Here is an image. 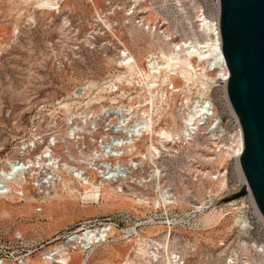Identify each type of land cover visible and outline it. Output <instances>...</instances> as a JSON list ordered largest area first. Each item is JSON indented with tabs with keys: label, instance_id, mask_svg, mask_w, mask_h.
Masks as SVG:
<instances>
[{
	"label": "rangeland",
	"instance_id": "1",
	"mask_svg": "<svg viewBox=\"0 0 264 264\" xmlns=\"http://www.w3.org/2000/svg\"><path fill=\"white\" fill-rule=\"evenodd\" d=\"M46 1L50 9H39L36 0H0V161L16 155V143L30 135L34 115L39 123L44 116L63 121L75 109L105 106L120 109L135 104V98L131 99L134 95L143 99V88L136 86L139 74L119 65V51L126 47L137 54L138 67L145 71L148 68L144 57L151 52L159 54V30L179 42L193 37L204 40L205 35L197 28V16L204 13L210 19L218 17L216 0H138L131 15L126 12L131 10L134 0ZM146 9L151 14L145 12ZM141 23L156 29L153 32L146 30L144 25H139ZM213 65L215 63L207 68L211 77L215 73L211 70ZM121 74L126 76L119 81L117 77ZM162 76L159 78L163 87L158 95L165 96V104L159 126L168 128L174 122L180 130L184 125V101L190 93H199L203 89L199 83L203 78L198 76L196 82L192 80L187 85L180 71L175 75L168 72L164 81ZM108 78L115 81L118 90L109 92L107 87L99 85ZM87 82L95 84V92L86 98L77 97L76 87ZM171 82L177 92L169 90ZM211 95L214 96V92ZM42 127H45L43 123ZM197 139L207 140L206 135L193 140ZM230 140L231 137H226L224 141ZM191 143L192 140L187 141L181 136L180 142L170 146V156L165 163L159 165L164 168L166 184L183 198L177 204L154 206L152 202L157 195L153 191L145 192L150 197L149 204L135 202L138 196L131 195L127 186H123V191H117L127 201L115 205L90 204L79 193L67 190L55 189L49 196H39L31 183L23 195L15 194V200L20 199L18 202L0 200V261L3 264H59L55 262L54 254L59 247L72 253L77 245L73 242L77 235L75 231L81 221L121 214L131 220H123L115 228L109 238L111 242L105 248L97 247L90 254L88 264H121L126 260V264L146 260L161 264L164 257L152 260L144 252H136L135 248L141 244L144 250L146 237L160 240L158 233L167 232L170 226L168 251H176L181 259L185 258L184 264H226L229 257H235L239 264H264V247L253 245L264 242V222L257 212L249 213L246 201L245 204L218 203L223 188L214 185V181L226 178L230 190L221 194L230 196L231 184L241 177L236 160L230 161L226 157L222 165L216 164V143L208 139L207 146L199 150ZM138 145L141 149L146 148L144 140ZM36 153L39 149L31 156ZM133 156L137 157V153ZM220 172H224L222 177ZM215 175H219L217 179L213 178ZM208 189L218 195L215 206L219 213L221 208L223 214H230L221 220L219 217L212 224L202 221V214L199 228L172 224L173 216L185 214L191 203L205 197ZM80 192L84 194L82 190ZM103 194L113 195V192L105 187ZM239 214L246 218L251 215L252 229L246 230L235 224L234 219ZM154 216L155 223L137 227L138 235L127 237L123 232L135 222L147 221ZM152 226L162 227L148 234L147 230ZM109 245L116 249L111 255H107ZM87 255V251L76 254L70 263L79 264Z\"/></svg>",
	"mask_w": 264,
	"mask_h": 264
},
{
	"label": "bare ground",
	"instance_id": "2",
	"mask_svg": "<svg viewBox=\"0 0 264 264\" xmlns=\"http://www.w3.org/2000/svg\"><path fill=\"white\" fill-rule=\"evenodd\" d=\"M138 0H134V4L131 7V10L126 12L127 15H131L137 5ZM179 1V0H178ZM37 7L39 9H50V5L46 0H36ZM145 12L150 13L149 9H146ZM199 23L197 24L198 30H200L204 35V40H199L197 37L189 38L188 40H183L181 42L173 40L168 34L164 33L162 30H159V36L161 41L159 42V54L156 52H151L149 55L145 56V61L147 60L148 69L140 70V73L143 74L146 80L157 79L158 74L160 76L163 74L162 81L167 78L168 72L171 74L180 71L181 75L185 78V83L188 85L192 80H196L198 76H201L203 80H198L203 89L207 88L208 82L216 81L217 79H225L228 76L229 70H227L225 65V58L223 56L221 50V35L219 28V14L215 19L207 18L204 13H201L197 16L196 19ZM140 26L144 25L146 30L155 31V27L149 24H139ZM159 40V39H158ZM149 56V57H148ZM196 59L195 63L193 59ZM117 62L120 66L124 63V68L127 71L132 72L135 70V66H138V55L132 53L125 47V50L119 51L117 56ZM215 63L216 66L212 69L215 70L214 76L211 77L207 73L208 65ZM136 71V70H135ZM126 76V74L118 75L119 81H122ZM195 81V82H196ZM127 82L130 83V79H127ZM154 82V81H152ZM151 85L148 84L147 88L150 89ZM151 96L154 93L159 96V90L153 92L150 91ZM164 104H165V96L161 94L158 98V104L156 110L148 111L146 114V110L143 109V114L147 115V122L150 126H152V133L155 132L160 133L161 131L167 132V134L173 136V143L180 142L181 136L184 137L185 140H189L187 130L185 126L182 125L181 129L178 130L174 122L172 125H169L166 129L163 126H160L158 129L154 130V124L161 122L164 115ZM122 106L125 110L129 111L134 106L132 104H128ZM197 104H195L196 106ZM187 118L183 117V122H185ZM69 117L65 118V129L61 133H57L55 136H50L44 138L42 137L40 140H35L33 137L27 138L23 143V147H19L15 156L6 157L2 161H0V200L6 202H18L19 200H15V194L22 195L26 186L29 184L26 176L15 175L17 170V163L15 162L17 159L22 158L26 160L27 166L29 167V175L30 173L37 172L36 168L39 169L40 174H45L48 176V189L50 195L52 190L58 189L60 191H68V192H76L81 195V198L90 204H98L100 202L106 203L108 205H115L119 201H127L128 199L125 197L119 196L117 191L123 190V186H127L130 189V194L133 196H138V199L135 202H143L145 204H149V196L145 195L146 191H153L157 198L153 199V205L157 206L159 202L166 204H177L183 200L182 196L178 194L176 191H171L173 189L171 185L166 184V178L163 175L162 169L156 165H150V171L148 173V178L142 176L141 174L136 172V168H138V162L135 161L134 157H128L133 155L134 153L140 154L143 160L147 155H153L152 146H147L145 150H141L137 145V142L141 140L140 137H132L128 138L127 141H121L119 147L113 148L110 153L104 154L111 155L118 161L122 158L125 159L123 164H120L118 161L112 166H116L118 169L123 168L126 174L121 173V180H105V164L104 163H93L87 161L85 159L84 163L81 166H76L68 163L65 159L73 158L72 153L75 151V148L78 143V139L75 135H72L70 132V128L67 124ZM109 135L108 133L106 134ZM206 139H210L213 141V138L206 135ZM207 140H192V145L195 146L197 150L201 149V147L207 146ZM46 143V144H45ZM40 144H43L40 146ZM40 146L39 153L34 157H30V152L34 151V146ZM37 146V147H38ZM230 148L235 151L238 157L240 153L243 151L244 145L242 138L233 137L231 139ZM26 147V148H25ZM199 147V148H198ZM214 162L216 164L222 165L226 159V156L223 153L217 152ZM237 157V158H238ZM214 158V157H211ZM236 158V165L238 170L240 171V175L242 176V172L240 166L238 164V159ZM141 160V162H142ZM224 172H220V175H223ZM244 176V175H243ZM215 176H213L214 178ZM225 178L220 179L219 181H214V185H219L222 189L226 186ZM108 187L113 195H104V188ZM60 188V189H59ZM170 188V189H169ZM83 191L84 194L80 191ZM211 191V189H208ZM9 192V193H6ZM247 195L253 197L250 188L247 189ZM244 197L239 199H234L225 204H234L239 201L243 202ZM220 201H218L219 203ZM217 201L213 202L208 208V212L204 213L203 220L208 224H212L217 222L218 218L220 220L230 212L223 214L220 213L217 209ZM258 216L261 218L262 222H264V217L261 214L260 210L257 211ZM235 224L242 225L247 224V220L245 219L243 214H239L235 217ZM162 226H152L147 230L148 234H153L155 230L161 229ZM76 236L74 237V244H77L74 247V250L71 254L65 251V247H59L57 252L54 254L55 262L59 264H71V259L76 254H82L87 251L88 255L82 259L79 264H88V259L90 254L97 247L105 248L108 242H111L109 239L110 236L115 232V228L110 223L101 224L99 226H95L92 228L89 227H79L76 230ZM172 227L168 229L167 232L163 233L157 232L161 234L160 240H155L151 237L144 238L146 248L143 250L141 244L135 248L136 252H144L147 257H151L152 260H158L159 257H164V261L161 264H181V258L176 251H168L170 239H171ZM126 236L130 237L133 234L138 235L139 230L137 226H130L126 230ZM130 240V238L128 239ZM242 244L246 245V242ZM253 245L259 246L256 243ZM78 246V248H77ZM107 255H111L116 252L114 245L108 246ZM128 259V257H127ZM231 262L235 261L232 257H230ZM123 262L121 264H126ZM3 261H0V264H3ZM151 260H146V262H139L138 264H151ZM45 264V263H44Z\"/></svg>",
	"mask_w": 264,
	"mask_h": 264
},
{
	"label": "built area",
	"instance_id": "3",
	"mask_svg": "<svg viewBox=\"0 0 264 264\" xmlns=\"http://www.w3.org/2000/svg\"><path fill=\"white\" fill-rule=\"evenodd\" d=\"M216 4L218 8V14L220 16V0H216ZM192 59L195 60L194 58ZM122 66L124 67V63L122 64ZM215 66L216 64L212 66L211 70ZM135 70L139 74V80L136 82V86L139 88H143L145 95L143 99L138 98L137 95L132 96L131 99L135 98L136 102L135 104H132L134 107L129 111L125 110L124 107L120 109H114L105 106L100 109L85 108L75 109L69 112V114L67 115V117H69L67 124L69 127H71L70 132L72 133V135H75L78 139V143L75 151L72 153L73 158L65 159L68 163L76 166H81L85 162V159L93 163H104L105 180L119 181L122 178L120 174H126L125 170L123 168L118 169L116 166H112V164H115L118 159H115L111 155L104 156V154H109L113 148L119 147V142L127 141L128 138L136 136L145 141L146 147L152 146V149H156L153 150V155H147L143 160L141 159L142 156L140 154H137V157L133 156L135 153L131 156H128L134 157L135 161L138 162V168H136L137 173L148 178L150 165L156 164L159 166L165 163L167 157L170 156V146L174 144L173 136L167 134V132H165L164 130L160 133L155 132L153 134L152 126H150L147 122L146 115L148 114V111L154 112L157 108L159 96H157L155 93L153 96H151L150 91L155 92L157 90H162L163 85L159 78L161 73L158 74L159 76L157 79L146 80L143 74L140 73L137 65L135 66ZM176 73L172 75H175ZM228 79L229 73L227 78L225 79H219L218 82L211 81L210 85L208 82L207 88L202 89L201 91H199V93H190L188 99L184 101L185 117L187 118L184 122V126L187 130V133L189 134L187 135L189 140H193L201 135H207L213 138V143H216L214 147L215 151L223 153L227 157V159L231 161L233 159L236 160L238 155H236L235 151H233L229 146L231 144V140L229 141L230 143H225V138L231 137L232 139L234 136L242 138L244 145V136L240 119L235 112L226 92V82L228 81ZM101 84L107 87L109 92L118 90V86L116 85L115 81L110 78L103 80L99 85ZM148 84L151 85L150 89L147 88ZM95 88V84H91L90 82L80 84L76 87V96L80 98L89 97L92 93L95 92ZM168 88L173 92L178 91L173 82L169 84ZM213 92L214 96L211 95ZM195 104L197 105L195 106ZM128 106L129 105H127V107ZM143 109L146 110V114H143ZM38 121V117L34 115L32 117L31 133L28 137L21 138L17 141V151L19 147H23L22 143L29 137L35 138L36 141H41L42 137L44 139L48 137V135L55 136L57 133H61L66 127L65 118L63 121H57L52 116L48 118L44 116L41 122L45 125L46 128L42 127V123H39ZM159 124L160 122H155L153 127L154 130L160 127ZM107 133L109 134L108 136L106 135ZM141 140L137 142V145L141 142ZM42 145L43 144H40V146ZM37 146L38 145L33 147L34 149H36L30 152L31 154L40 149V146ZM31 154L30 157L32 158L38 153H36L34 156H31ZM241 154L242 152L240 153V155ZM124 161L125 159L122 158L118 162L120 164H123ZM15 162L17 163L18 167L15 175L17 177L26 176L28 182L31 183L33 187H35L37 194L39 196H46L49 193L47 185L49 180L48 176L43 174V172L42 174H40L38 168H36L37 172L30 173L29 175V167L27 166L26 160L19 158ZM160 168L162 169L164 173L163 175L165 176L164 168ZM218 176L219 175H215L214 179H217ZM220 176L222 177L223 175ZM225 180L227 182L226 178ZM243 186H247V182L245 177L242 175L234 184H231L230 194L239 191ZM229 188L230 187L228 186V183H226V186L222 189V192L226 193V191H228L227 193H229ZM170 190L173 191V189ZM222 192H220V200L228 195H226L225 193L221 194ZM243 197V202H239L245 204L246 201L245 206L249 209V213H252L254 211L257 212L258 207L254 201V198L250 197L247 194ZM217 200L218 195L211 191H208L202 200L191 203L190 208L185 214H176L175 216H173L172 224H185L189 228H199L202 225L200 220L201 215L204 214L208 210L210 205ZM168 205L170 204L164 205L161 200V202H159L157 206L166 207ZM250 217H245V219L247 220V224L240 225L243 229L249 230L253 228V226L250 225V222H252ZM154 218L155 216L150 217L147 221L145 220L135 222L134 225L131 226L138 227L139 225L144 223L153 224L155 223ZM123 220H131V218L127 215L123 216L121 214L94 217L81 221L79 227L92 228L101 224L110 223L114 228H116L119 227L120 223ZM128 228L123 229V232L126 233V230ZM75 233L77 232L75 231ZM259 243L260 244H256L259 245L261 249H263L264 242ZM179 257L181 258L180 254ZM232 258L235 261V264H239L236 262L235 257ZM184 259L185 258L181 259V264H184ZM233 263L234 262H231L230 257L226 259V264Z\"/></svg>",
	"mask_w": 264,
	"mask_h": 264
},
{
	"label": "water",
	"instance_id": "4",
	"mask_svg": "<svg viewBox=\"0 0 264 264\" xmlns=\"http://www.w3.org/2000/svg\"><path fill=\"white\" fill-rule=\"evenodd\" d=\"M221 50L229 70L226 92L237 113L244 148L237 158L247 186L220 203L239 199L250 188L264 217V0H220Z\"/></svg>",
	"mask_w": 264,
	"mask_h": 264
}]
</instances>
